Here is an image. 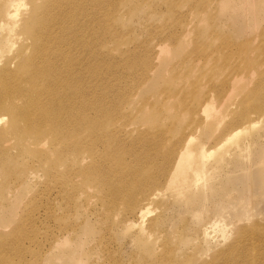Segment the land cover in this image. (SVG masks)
<instances>
[{
  "label": "rangeland",
  "instance_id": "1",
  "mask_svg": "<svg viewBox=\"0 0 264 264\" xmlns=\"http://www.w3.org/2000/svg\"><path fill=\"white\" fill-rule=\"evenodd\" d=\"M33 1L23 0L29 16L14 27L3 18L0 0L1 105L30 110L40 119V106H48V88L22 90L33 96L32 104L13 95L19 81L40 87L56 82L40 79L35 59L43 43V59H50L53 69L62 70L66 78L64 88L51 87L53 96L57 102L61 94L69 96L67 125L46 122L44 129L52 138L67 131L68 121L81 111L87 116L84 124L100 120L107 110L120 127L130 124L145 134L160 127L171 130L162 155L151 165L142 157L129 158L132 153L147 155L140 139L116 138L117 147L125 145L130 151L111 164L135 165L134 171L145 164L158 184L143 188L115 176L107 191L91 187L96 198L90 211L67 195L60 182L64 165L57 185L52 179V163L64 162L61 148L33 140L25 126L20 130L19 123H9L10 141L0 153V264H78L81 259L90 264L93 256L88 252L84 258V252L99 239L120 264H264V0H48L55 5L45 0L46 12L37 10L43 1ZM36 14L42 19H33ZM8 29L15 34L21 29L14 45L4 42ZM158 49H163L160 54ZM205 101L212 113L203 116L197 111ZM246 125L252 127L238 137V147L225 143L228 134ZM181 133L193 140L194 153L204 148L213 154L203 161L206 171L197 186L174 190L161 180ZM86 134L83 129L79 142ZM43 148L40 164L32 154ZM88 155L82 149L73 156L80 169L91 166ZM104 170L100 167L96 173ZM27 175L35 177L26 180ZM122 188L125 197L113 195ZM147 191L156 196L141 205L150 210L143 227L154 220L156 232L145 238L138 235V225L127 228L122 221L128 201ZM64 195L72 208H66ZM209 228L213 236L206 237L203 231ZM57 240L70 245L59 250ZM233 247L236 253L231 256L227 252Z\"/></svg>",
  "mask_w": 264,
  "mask_h": 264
},
{
  "label": "bare ground",
  "instance_id": "2",
  "mask_svg": "<svg viewBox=\"0 0 264 264\" xmlns=\"http://www.w3.org/2000/svg\"><path fill=\"white\" fill-rule=\"evenodd\" d=\"M35 1H38V0H34L33 2H35ZM41 2L42 3H40L39 6L37 7L38 11H40V10L44 11L45 9L48 10L45 7H47L50 4L55 5L54 2H52V1L49 2L48 0H46V2H49V4L46 6H45V0H41ZM2 5L5 6V13H3L4 14L3 18L4 19L7 18V20H10L12 22V24L14 25V27L20 26L21 23L26 18L28 19V16H29L28 8H26V6L24 5L23 0H2ZM22 9H25L26 11H21ZM35 12H37V11H35ZM44 12H46V11H44ZM4 19L2 20V23L4 22V24L8 25L10 22L7 20L4 21ZM33 19H37V20L39 19L40 20V19H42V17L38 16V18H37V14H36ZM47 19H48V17H47ZM47 19L45 18V21H47ZM45 21L43 23H45ZM24 27H25L24 30L26 32L29 31V30H27L28 27H26L25 24H24ZM15 29L14 30L8 29L6 31L8 34H7V36H5V39H4L5 43H9L11 45L12 44L14 45L17 40H20V38H18V35H19V32L21 31L22 28L17 31L18 35L15 34V32H16ZM162 50L163 49H158L157 54H160L162 52ZM53 52H55V51H53ZM36 53H37V55H36L37 58L35 59V61L37 62L36 66L40 67V68H38V73L40 75V79L42 78V79L52 80V81H56V82L52 83V84H48V82L46 81L47 85H45L44 87H40V86H37L36 83H33L32 85L31 84L26 85V84H23V81H19L15 85L18 87L19 90H16L17 93H15V95H13V96L23 98V100L25 102H27V104H29V103L32 104L33 103V96L29 93L24 95L22 90H25V89L33 90L34 87H36L38 89L48 88L49 94H50L49 95V101L47 104L48 106H45V105L40 106L41 109H39V111L42 112V115H41L40 119H37V118H34L35 112L32 113V111H30V110H22V109L18 108L17 106L16 107H11V106H7V105L3 106L0 103V115L3 113L5 114V116L0 118V124L3 125V129L0 131V147L2 146L0 148V153L3 152L4 144L10 141L9 136H8V133H9L8 131L10 130L11 126H9L8 124L9 123L15 124V122L19 123V125H20L19 129L20 130H23V126H25L24 127L25 129L32 131L30 138H32L33 140H36V139L37 140H40V139L43 140L44 139L43 141H46L47 143L49 142L52 145L55 144V145L59 146L61 148V152L59 153L60 161H64V162L60 163L58 159H55V161L52 163L53 165H52V167H50V169L52 171V177H53L52 179L54 180V182L57 185L58 176L62 175L63 172H61V168L64 165V171H66V173H65L63 180H61L60 182L63 181L64 184L62 183V186L66 187L65 191H66L67 195L72 196L73 198H75L79 202H81L83 204L81 208H84V210H90L91 211L92 210L90 208L91 203H95L94 200H92V199L96 198V194H95V196L92 195L91 187L94 188L96 191H99L100 193L103 191H107L105 187L107 185H111V186L113 185L112 181L114 180L115 176L120 175V179L125 181V182H133L134 183V181H135V182L139 183L141 185V187H143V188L146 186L152 187L153 184H155V185L158 184V182L154 181V179L150 176V174H148L146 172V170L149 169V168H147L146 165L148 163H150V165L153 164L157 160V158L162 155V149L163 148H161V146L163 145L164 139L166 138L167 134H169V131L171 130L170 129L171 126L170 127L167 126L164 128L160 127V128H158L159 130L158 129H154V130L151 129L152 131L149 130L150 132L147 131L148 133L145 134V133H142L143 131L141 132V130H137V128L131 127L130 124H123V126L120 127L115 121H113L110 117H108L111 115V113L107 110H104L102 112L103 118H101L100 120L94 121V119L93 120L89 119V123L84 124L83 121H86L87 116L84 112L81 111V113L78 117L75 116V118H73V120L68 121L69 126H68L67 131H65V132L60 131L57 138H55V139L52 138V136L47 134V132H49V131L44 129V128L48 129V125L46 124V122L48 120L58 121L59 122L58 127H60L61 125H63V126L67 125L65 116H66V108H67L66 102L69 100V96L67 94H61V96L59 97V102H57L58 97L53 96L54 90L51 87H62V88H64L65 87L64 80L66 78L63 76V71L57 70L55 65H54L55 68L53 69V66L49 62L50 59H48V58L43 59V57L47 53L46 44L41 43L39 45V48L36 50ZM26 67H28L29 69H32L30 62L26 63ZM4 73H7V72H4ZM36 82H39V81H36ZM14 97H10V98H14ZM1 99L2 98L0 97V101H1ZM58 103H60L59 109L53 108ZM191 108H193V107H191ZM211 110H212V108L209 106L208 102L205 101L203 103V105L198 109L197 113H199L201 115H203V114L208 115V113H212V112H210ZM209 115H211V114H209ZM239 116H240V118L242 117L241 115H239ZM239 116L237 117V119L239 118ZM41 118H46V119H41ZM92 124H93V126H92ZM155 125H150V126L152 127ZM63 126H62V128H63ZM251 127L252 126H250V125H246V126H243L241 128H238L237 130H233L230 134H228L225 137V139H224L225 143L231 142V143H233V145L238 147V143H239L238 137L242 133L249 130ZM109 128L111 130H109ZM83 129H87V134H86V137L84 139L80 140V142H79L78 137L80 136ZM186 129H189V127ZM107 130H108V132H107ZM145 132H146V130H145ZM227 132H228V130H227ZM182 135L183 134L181 133L180 137L175 138L176 142H175V145L173 147V151H171L170 154H168V155H171V159L169 162L171 166H169L170 167L169 171L166 172L165 175H163L162 180H161L162 181L161 185L165 186L166 188H171L174 190H179L185 184H188L186 186H189V185L192 187L197 186L200 183L201 179L202 178L204 179L202 174H205V171H206V170L203 171V169H206V168H204V164H203L204 162L203 161L207 160L210 157L212 158V154H213V152H208L204 148H200L197 150L196 153H194L192 151V147H193L192 145L194 144L193 140L190 138H187L185 136L182 137ZM116 138H120L119 142L126 140V138L128 140L130 139L129 142L131 140H134L135 138L140 139V142H142L143 148L145 147V149L147 150V155L139 154V153H132L129 155V158L131 159V161H135L141 157L145 158L146 162H147L146 165L143 163L138 164L139 167L141 166V164H143L144 168L141 167V168H139L138 171H134L133 166H135V165L130 164V165L126 166L123 163L117 164V165L111 164L110 160H112L114 157H117V158L122 157V156L126 155L127 152L130 151L129 148H126L125 145L121 148L117 147L115 145V140H117ZM43 141H39L37 145L43 144V143L40 144V142H43ZM138 141H134L135 142L134 145H137V143L139 144ZM224 141H222V142H224ZM173 142H172V144H174ZM225 143H223V145L221 143V145L224 146ZM98 144H101V146H98ZM41 146H43V145H41ZM219 147H220V145L218 146V149H219ZM82 149H86L87 154H89L88 157L91 158V166L89 168L80 169L76 163V160L78 158H76V159L73 158V156L76 153L81 152ZM40 151L41 152H35L34 154H32V156L35 158L36 162L41 164V157H42L41 153H43L45 151V149L43 148ZM112 151L115 153H112ZM135 152H138V151L136 150ZM54 153H55V151H54ZM165 156H167V155L163 154V157H165ZM57 157H58V155H57V151H56V158ZM220 158H221V156H219V159ZM52 159H53V156H52V158H50V160H52ZM219 159H217L215 161L216 164H218V162L220 161ZM164 160H166V157ZM134 163L137 164V162H134ZM158 163H160V162H158ZM138 166H136V167H138ZM100 167L106 168V170H104V172L101 175L96 173L99 171ZM119 168H121V169H119ZM210 168H213V167L210 166ZM18 171H19L18 173H20V174L22 173V171H20V170H18ZM139 172H141V173H139ZM15 174H17L16 171L14 172V175ZM127 174H129V175H127ZM130 174H132V175H130ZM124 175H126V176H124ZM24 176H25V174H24ZM34 177H35L34 175L33 176L27 175L26 180L30 179V178H34ZM79 180H81V182H80L81 184L78 183ZM69 185L71 186V189L69 188ZM161 185L159 184V186H161ZM69 189H70V191H69ZM124 191H125V189L122 188V190L120 189L119 191H114L113 195L116 194V196L123 198L126 196V194H123ZM118 193H120V194H118ZM79 194L85 195L84 199H82L81 201L78 199ZM150 196L155 197L156 195L152 194L151 191H147V193L143 192L140 195V198L135 199L134 202L128 201V203L125 206L124 220L122 221V224H124V226L127 228L133 227L134 225H138L139 226L138 235H141V236L144 235L145 238L150 237L151 236L150 233L156 232L155 231L156 226L154 224V220H150L146 224L147 226L143 227L144 226V218L147 214L150 213V210L148 207H144V206L141 207V205L144 201H149ZM64 198H66V200L68 201V204H69L66 208H68V209L72 208L73 203L69 199H67V197L65 195L62 196L63 200H64ZM98 200H99V198H98ZM152 203H154V202H152ZM156 209L157 210L159 209L158 204L156 206ZM84 210H82V211L84 212ZM133 219L136 222L133 221ZM142 223H143V225H142ZM211 230H210V228L204 230L203 231L204 236H206V237L213 236L212 235L213 232ZM95 241L97 243V240H95ZM94 242H93V245L88 246L89 248L87 247L86 252H84V254H85L84 258L88 254V252L93 256L92 260H90L92 262H90L89 259L87 258L88 259L87 261L90 262V264H94V263L118 264L119 263L118 261L114 260L111 257V255L109 254V251L107 249V247H108L107 244H105V243L103 244L100 239H99V243L96 244ZM90 244H92V243H90ZM69 245H70V242H67V241L62 242L60 240H57L55 242V248H57L59 250H63V249H65V247H68ZM95 250H98V253ZM92 251H95L96 254H92L91 253ZM227 253L229 255L233 256L234 253H236V251L234 250V247H233V248H230ZM223 255H225V254H223ZM160 256H162V254ZM162 257H160V258H162ZM80 258H82V257H80ZM219 258H221V256L218 257V259ZM83 260L84 259L78 260L79 261L78 264H84ZM227 261L230 262L229 260H227ZM217 262L219 263V261H216V263ZM148 264H152V263L148 262ZM212 264H214V263H212Z\"/></svg>",
  "mask_w": 264,
  "mask_h": 264
}]
</instances>
